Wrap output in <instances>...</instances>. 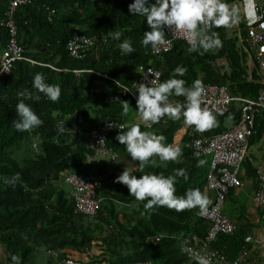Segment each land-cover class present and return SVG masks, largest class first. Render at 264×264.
<instances>
[{
    "label": "trees",
    "instance_id": "trees-1",
    "mask_svg": "<svg viewBox=\"0 0 264 264\" xmlns=\"http://www.w3.org/2000/svg\"><path fill=\"white\" fill-rule=\"evenodd\" d=\"M12 0H0V18ZM134 0H31L17 7L15 18L19 28V42L25 48V59L15 62L12 72L0 77V245L5 261L13 264L11 255L21 258V264H38L36 251L47 253L50 248L61 247L87 252L94 241L101 240L112 264H127L137 260H151L159 264H188L181 250L184 239L204 237L210 222L199 217V207L177 212L167 206L155 211L144 209L146 201L130 196L126 185L116 181L114 168L130 159L126 147L117 139L120 131L132 124L141 130L156 132L166 137L165 143H174L176 133L185 125L183 117H167L152 128L136 121L139 115L136 100L131 95L122 101L130 103L125 114L122 101L115 100L120 89L116 83L133 86L141 76V65H152L162 70V81L173 75V70L185 66L182 79L191 87L194 81L203 84L227 86L233 96L255 98L264 89L262 76L255 67L250 73L249 55L237 37L228 36L226 27L212 26L210 31L219 33L223 46L204 52H190L189 44L177 41L172 50L158 55L151 46L145 48L143 33L148 29L146 20L132 15L129 5ZM230 4L232 0H227ZM52 10L55 14L50 17ZM244 26V23H241ZM111 31L123 33L121 40L111 39ZM97 35L98 41L83 57L70 54L68 44L75 34ZM10 33L0 25V59ZM129 39L136 49L129 56H122L119 43ZM203 51V49H201ZM223 59L224 63H220ZM42 72L50 84L60 85V99L52 102L32 86L35 73ZM252 75V76H251ZM251 76V77H250ZM137 88H135L136 90ZM29 90L33 99L26 100L44 123L25 132H19L13 121L17 118L16 105L24 97L18 95ZM137 92V90H136ZM138 93V92H137ZM39 96V99L35 97ZM173 97V99H180ZM239 102L227 115H215L218 125L200 132L214 136L228 130L226 120L239 119ZM107 120L128 123L122 130L109 132L108 144L119 153L116 162L101 160L96 165L95 176L101 185V208L95 216L78 214L74 210L71 191L63 186L70 172L89 173L88 155L92 147L82 135L83 131L98 128ZM60 121H66V132L57 131ZM195 129V126H190ZM36 140L34 141V138ZM187 134L185 139H187ZM37 142L38 150L34 147ZM257 146L264 152V111L257 116L256 128L250 137V147ZM182 156L178 161L153 163L143 171L136 161L134 175L147 173L174 174V170H187L188 179L178 177L176 194L182 196L188 189L199 188L211 198L208 173L211 156L195 157L192 150L181 145ZM254 154V153H253ZM255 155V154H254ZM254 155L247 157L243 166L249 178H256ZM207 163L198 167L199 160ZM16 173L20 179L15 185L5 183ZM231 189L228 197L235 195ZM92 219H91V218ZM245 211L237 218L233 235L221 234L214 245L230 258H235L244 246L252 247L248 237L253 224L245 221ZM162 235L160 241L149 237ZM39 253H42L40 252ZM48 255V254H47ZM39 264H52L47 262Z\"/></svg>",
    "mask_w": 264,
    "mask_h": 264
},
{
    "label": "built area",
    "instance_id": "built-area-1",
    "mask_svg": "<svg viewBox=\"0 0 264 264\" xmlns=\"http://www.w3.org/2000/svg\"><path fill=\"white\" fill-rule=\"evenodd\" d=\"M31 0H12L5 14L0 18V25L8 28L10 38L1 54L0 77L10 74L14 64L19 59H25V48L19 42V28L15 13L18 6ZM246 12V36L242 38L245 48L251 53L258 69L264 72V0H241ZM248 5L253 13L248 11ZM55 14L52 10L50 17ZM213 25L210 26V29ZM166 43L159 46V50L153 49L154 54H164L173 49L177 41L187 42L181 32H173L170 27L165 28ZM98 36L75 34L68 48L70 54L75 57H83L87 51L97 44ZM188 43V42H187ZM141 76L133 86L121 84L114 79L120 89L116 92L115 100L122 101L125 96L131 95L136 100L138 93L135 88L138 84H148L151 80L162 82L163 72L152 65L139 67ZM159 74V75H157ZM264 82V79H263ZM183 101V98L174 99ZM239 102V119L233 127L214 136L199 135L196 129H190L187 125L185 133L181 137V145L192 150L195 157L211 156L210 170L208 173V188L212 195L204 214L198 212V216L209 221L210 227L204 237L195 236L188 239L190 246L201 255L207 256L211 264H264V240L262 249L244 246L235 258H230L224 251L216 247L214 243L221 234L233 235L237 230V222L224 213V206L228 200L231 189H241L243 180L241 168L247 157H250V137L255 132L257 116L264 111V89L255 98L233 96L228 87L217 84H205V95L202 97V108H207L214 115H227L232 112L234 102ZM166 117L162 118L165 119ZM139 122L143 123L140 118ZM145 125V124H144ZM155 125V124H154ZM152 125V127L154 126ZM186 125V124H185ZM128 123L116 120H107L98 128L86 130L82 135L92 147V153L88 155V163L92 166L89 173L70 172L64 178V182L71 186V196L74 199V210L78 214L95 216L101 208L99 193L101 185L96 179V165L101 160L117 162L119 153L108 144L109 132L113 129L122 130ZM151 127V128H152ZM187 134V139L185 136ZM177 135V134H176ZM37 137L34 138V141ZM34 147L38 150V144ZM257 190L254 195L255 205L261 210V218L264 220V154L260 164L256 165ZM162 235L149 237L148 242L162 239ZM101 240L94 241L92 250L81 252L69 248L54 247L47 251L52 264H112L110 254L105 252ZM188 264H195L185 252ZM127 264H159L151 260H137Z\"/></svg>",
    "mask_w": 264,
    "mask_h": 264
},
{
    "label": "clouds",
    "instance_id": "clouds-1",
    "mask_svg": "<svg viewBox=\"0 0 264 264\" xmlns=\"http://www.w3.org/2000/svg\"><path fill=\"white\" fill-rule=\"evenodd\" d=\"M132 15L143 16L148 25L141 40L145 48L159 50V46L166 43L165 28L170 27L173 32L184 34L190 52H208L223 46L220 35L216 31H210V26L233 27L239 22V9L230 5L227 0H134L129 5ZM253 11L251 10L250 14ZM111 39L120 41L123 35L120 31H111ZM203 49V51H201ZM122 56H129L136 51L129 39H123L119 43ZM187 72L185 66H177L173 75L165 80H151L148 84H138L136 105L140 118L147 128L159 124L162 118L167 117L173 121L183 117L186 125L195 126L197 131L203 132L218 125L216 116L207 108H202V97L205 95V85L196 80L191 87L186 86V81L181 77ZM159 75V74H157ZM32 86L38 92L43 93L52 102H57L61 96V87L58 84H50L42 72L35 73ZM18 95L24 97L16 105L17 118L13 124L17 131L25 132L38 127L44 123L32 106L26 100L33 99L29 90H24ZM183 96L184 100H174L173 97ZM39 99L40 97H35ZM123 110L129 111L130 103L122 101ZM66 121H60L57 126L58 133L66 132ZM116 139L126 147L133 161L139 162L141 171L153 163L154 157L161 162L178 161L182 156V149L171 143H165L163 134L142 131L139 124H132L126 131H120ZM207 163L199 160L198 167ZM21 174L16 173L5 183L15 185ZM188 179L186 169L178 168L174 174L165 176L163 174L147 173L143 175L132 174L131 168H125L116 177V181L127 186L130 196L137 201H146L143 207L146 210L155 211L158 206H167L181 212L185 209L199 207L204 214L209 204V198L199 188L188 189L184 195L176 194V181L178 177ZM181 250L188 253L195 264H211L210 259L198 253L190 246V242L184 239ZM13 264H21V258L15 254L11 255Z\"/></svg>",
    "mask_w": 264,
    "mask_h": 264
},
{
    "label": "crops",
    "instance_id": "crops-1",
    "mask_svg": "<svg viewBox=\"0 0 264 264\" xmlns=\"http://www.w3.org/2000/svg\"><path fill=\"white\" fill-rule=\"evenodd\" d=\"M234 0H232V2H233ZM240 1V5H242V7H243V12L241 11V13H242V16H243V18H244V21L243 22H241V23H244V26L243 25H241V23H239V25H238V27H230V28H228V29H226V33H227V35L228 36H234V37H237L238 38V40H239V43H240V45L244 48V50L248 53V55H249V62H248V64H249V67H250V73L253 71V69L255 68V67H257L258 68V66H257V64H256V61L254 60V58H253V56L251 55V53L249 52V51H247L246 50V48H245V45H244V42L242 41V38H244L245 36H246V12H245V9H244V4L242 3V1L241 0H239ZM153 2H154V0H153ZM231 2V3H232ZM230 3V4H231ZM251 10L252 9H250V5H248V11H249V13L251 12ZM140 19H142V20H145V18L143 17V16H140ZM233 28V32H235L236 30L238 31L237 33H235V34H232V35H230L229 34V30L230 29H232ZM187 43V42H186ZM221 60H223V59H221ZM220 60V61H221ZM224 61V60H223ZM224 63V62H223ZM258 72H259V74L262 76V81H263V79H264V72L262 73L259 69H258ZM252 76V75H251ZM250 76V77H251ZM208 84H212V83H208ZM205 85V84H204ZM227 87V86H226ZM263 90V89H262ZM140 120V114L136 117V121H139ZM233 124H234V122H232ZM233 127V126H232ZM231 127V128H232ZM186 129H187V125H184L176 134L177 135H175V138H174V145H176V146H181V137H182V135L185 133V131H186ZM230 129V128H229ZM118 152V151H117ZM252 155H254V154H252ZM252 155H250V156H252ZM131 159V158H130ZM130 159H128V158H125V159H123V163H122V166H121V168L120 167H117V168H114V173L116 174V176L118 177L122 172H123V170L127 167V168H131L132 170H134L137 166V164H136V161H133L132 159V161H133V163L131 162L130 163ZM117 164H118V162H116ZM241 176H242V180H243V186H242V188L241 189H238V190H236L235 191V195H233V196H229L228 197V200H230V201H233V202H235V203H238L239 202V200H238V197L241 195V192L242 191H244V187L246 188V190L245 191H247L248 192V194L250 195V203H251V208H250V210H248V207L246 206V204L244 203V204H241L240 206H239V209H238V211L239 212H241L242 213V211H246L245 212V216H247V219L245 220V221H248L249 223H251V225L252 224H256V223H258V216L257 215H255V212L256 211H258L259 212V215H260V217L259 218H261V210L255 205V202H254V195H255V192H256V190H257V187H258V185H257V180H256V178H249L248 176H247V172H246V168L244 167V166H242V168H241ZM245 206V207H244ZM262 219V218H261ZM260 233H261V235H262V232L260 231ZM263 236V240H264V235H262ZM256 236L254 235V228H253V230H252V235H250V237H248V240L251 242V243H253L252 244V247L254 246V248H255V241H256ZM257 249V248H256ZM4 252V251H3ZM4 254V253H3Z\"/></svg>",
    "mask_w": 264,
    "mask_h": 264
},
{
    "label": "rangeland",
    "instance_id": "rangeland-1",
    "mask_svg": "<svg viewBox=\"0 0 264 264\" xmlns=\"http://www.w3.org/2000/svg\"><path fill=\"white\" fill-rule=\"evenodd\" d=\"M230 5H234V6H236L239 9L240 19H239V22L236 25H234V27H238L239 23L244 21V18H243L242 13H241V11L243 12V7H242V5H240V1L239 0H234ZM232 30H233V28L229 30V34L230 35L235 34V33L238 32L237 30L235 32H233ZM223 62H224L223 60L220 61V63H223ZM226 124H227L228 128H231L233 126V123L229 119L226 120ZM253 153L255 154L254 156L256 157L254 159V164L259 165L261 156L264 154V152H263V150H259L257 146H253L251 148V150H250V155H252ZM131 159L129 161H130V163L131 162L133 163V161ZM62 183H63V186L67 190L71 191V186L69 184L64 182V180H63ZM243 189H244V191H242L241 195L238 197V200H239L238 203H235L233 201L227 200V202L225 203V206H224V213L227 216H229L231 219L235 220V221H237L238 215L240 214L238 209H239V206L241 204L245 203L246 206L248 207V210H250V208H251L250 195L248 194L247 191H245L246 190L245 187ZM255 215L258 216V223L253 224L252 227L254 228V235L257 237L256 241H255V248L260 250V249H262V242H263V236L262 235H264V220L259 218L260 215H259L258 211L255 212ZM260 231L262 232V235H261ZM39 251L40 250L36 251L37 254L35 256L34 261L37 260L36 263H38V264L41 263V262H45L46 263L48 258H49L47 253L42 252V251H40L42 253H39ZM3 253H4L3 252V246L0 245V263H3L5 261V258H6L5 254H3Z\"/></svg>",
    "mask_w": 264,
    "mask_h": 264
}]
</instances>
